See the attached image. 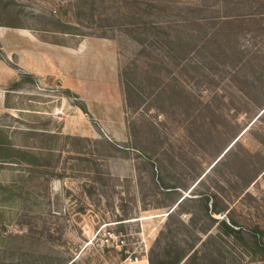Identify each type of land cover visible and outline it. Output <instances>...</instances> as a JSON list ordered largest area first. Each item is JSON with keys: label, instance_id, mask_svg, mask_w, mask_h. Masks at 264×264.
<instances>
[{"label": "rangeland", "instance_id": "374dc122", "mask_svg": "<svg viewBox=\"0 0 264 264\" xmlns=\"http://www.w3.org/2000/svg\"><path fill=\"white\" fill-rule=\"evenodd\" d=\"M81 44L105 78L115 54L117 101H56L49 77L25 93L24 51ZM5 66L21 74L0 83V264H264V0H0Z\"/></svg>", "mask_w": 264, "mask_h": 264}, {"label": "crops", "instance_id": "0c3cea01", "mask_svg": "<svg viewBox=\"0 0 264 264\" xmlns=\"http://www.w3.org/2000/svg\"><path fill=\"white\" fill-rule=\"evenodd\" d=\"M92 41V40H89ZM99 45V44H98ZM85 45L81 44L77 50L74 49H66L64 46H54V54L48 55L47 53H39L33 55L30 51H24V64L22 69H24L31 77L36 80V84H24L23 90L25 93L32 94L36 91V88L40 89V85L47 77L52 79V84L55 86H51L48 90L51 93V96L57 101V99L63 98L65 92L69 91L71 94L75 96H79L78 98L82 101L83 104L90 110L92 108L93 101H107L109 97L111 99L116 98L121 95V87L119 83V77L117 72V59L115 54L111 53L109 55V62L111 68L113 69V76L110 78H105L98 75V72L103 68V60H105L103 48L100 45ZM113 45V44H112ZM114 46V45H113ZM107 47V46H106ZM65 53H67L68 60L73 59L76 61L77 59L86 61L94 60L99 63L97 66V76L88 77V76H80L75 77L72 72H67L63 68ZM3 73L0 76V83L7 85L9 83L14 84L20 81V71L15 70L12 67L5 66L2 68ZM68 73H71L69 76ZM67 112L69 114L73 113L75 115L81 114L83 111L81 106L73 103H69L67 106ZM96 114V113H95ZM55 119V120H54ZM57 118H50L52 122H55ZM63 119V118H62ZM66 120V128H69V132H74L72 129V122L69 121V116L64 118ZM58 121V120H57ZM65 128V129H66ZM64 130V127H63Z\"/></svg>", "mask_w": 264, "mask_h": 264}, {"label": "trees", "instance_id": "16d2710c", "mask_svg": "<svg viewBox=\"0 0 264 264\" xmlns=\"http://www.w3.org/2000/svg\"><path fill=\"white\" fill-rule=\"evenodd\" d=\"M198 8L199 7H197V6H191V9L193 10V11H190L191 12V14L193 15L192 16V18H191V16H189V17H186L185 19L184 18H182V21H184V22H186V21H189V20H194L192 23H194V24H196V22L197 21H199L201 18H199V17H197V16H194L195 15V10H198ZM181 21V22H182ZM176 27H180V26H176ZM194 27V26H193ZM186 31H187V33H188V36H186L187 37V40H189L190 42H193L194 41V39H197V41H199V37H200V35H203V31L202 30H196L195 29V27H194V29H191V30H188L187 28H184ZM154 30H156V33L158 34L157 36H164V35H169V30L172 32V31H174L175 30V26H170V27H164V26H160L159 28H156V29H154ZM178 30V29H177ZM170 37V36H169ZM175 39H176V37H175ZM20 84V82H16V83H14V85L15 86H18ZM82 109L84 110V111H86V107L85 106H83L82 107ZM228 153V152H227ZM218 163V162H217ZM216 163V164H217ZM178 202V201H177ZM181 203V202H180ZM179 203V204H180ZM179 206V205H178Z\"/></svg>", "mask_w": 264, "mask_h": 264}, {"label": "built area", "instance_id": "2783aa9c", "mask_svg": "<svg viewBox=\"0 0 264 264\" xmlns=\"http://www.w3.org/2000/svg\"><path fill=\"white\" fill-rule=\"evenodd\" d=\"M65 111H66V110H65L64 107H57V108L54 109V112L52 113V116H53L54 118H58V117L64 115V114H65ZM132 263H138V264H149L147 258H145V259H143V260H141V261H139L138 259H136V260H133Z\"/></svg>", "mask_w": 264, "mask_h": 264}, {"label": "water", "instance_id": "95a60500", "mask_svg": "<svg viewBox=\"0 0 264 264\" xmlns=\"http://www.w3.org/2000/svg\"><path fill=\"white\" fill-rule=\"evenodd\" d=\"M236 142V141H235ZM234 142V143H235ZM232 145H233V143L226 149V151L224 152V154L232 147ZM181 202V200L180 201H178L173 207H172V209L170 210V212H172L178 205H179V203ZM169 212V213H170ZM169 213H167V214H169Z\"/></svg>", "mask_w": 264, "mask_h": 264}]
</instances>
